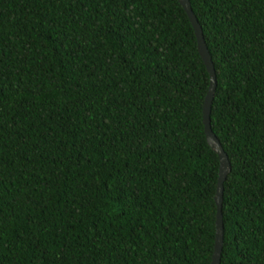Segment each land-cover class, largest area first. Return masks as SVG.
<instances>
[{"label":"trees","instance_id":"trees-1","mask_svg":"<svg viewBox=\"0 0 264 264\" xmlns=\"http://www.w3.org/2000/svg\"><path fill=\"white\" fill-rule=\"evenodd\" d=\"M188 1L220 264H264V0ZM209 80L178 0H0V264H210Z\"/></svg>","mask_w":264,"mask_h":264},{"label":"water","instance_id":"water-1","mask_svg":"<svg viewBox=\"0 0 264 264\" xmlns=\"http://www.w3.org/2000/svg\"><path fill=\"white\" fill-rule=\"evenodd\" d=\"M178 2L183 7L192 27L196 37L198 53L204 62V65L208 71L210 80L209 87L206 92L203 106H202V122L204 126V134L207 140V143L210 145L212 150L217 154L219 160V169L216 182V191L214 195V201L216 206L215 213V238H214V247L211 256L210 264H220V254L223 243V221H222V200H223V183L227 177V174L230 171V162L227 154L224 152L218 138L213 133L210 125V107L213 98L214 89L216 86V76L213 67V63L206 46V43L203 38V33L198 20L196 19L190 3L188 0H178Z\"/></svg>","mask_w":264,"mask_h":264}]
</instances>
